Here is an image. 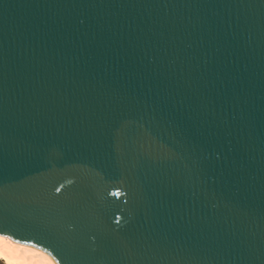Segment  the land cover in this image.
Instances as JSON below:
<instances>
[{"label": "water", "instance_id": "obj_1", "mask_svg": "<svg viewBox=\"0 0 264 264\" xmlns=\"http://www.w3.org/2000/svg\"><path fill=\"white\" fill-rule=\"evenodd\" d=\"M0 235L264 264V0H0Z\"/></svg>", "mask_w": 264, "mask_h": 264}, {"label": "bare ground", "instance_id": "obj_2", "mask_svg": "<svg viewBox=\"0 0 264 264\" xmlns=\"http://www.w3.org/2000/svg\"><path fill=\"white\" fill-rule=\"evenodd\" d=\"M2 264H59L48 250L18 244L0 235Z\"/></svg>", "mask_w": 264, "mask_h": 264}, {"label": "rangeland", "instance_id": "obj_3", "mask_svg": "<svg viewBox=\"0 0 264 264\" xmlns=\"http://www.w3.org/2000/svg\"><path fill=\"white\" fill-rule=\"evenodd\" d=\"M0 264H2V263H0Z\"/></svg>", "mask_w": 264, "mask_h": 264}]
</instances>
